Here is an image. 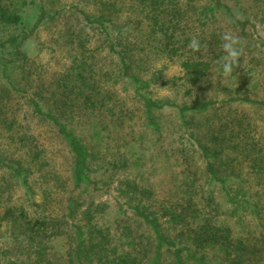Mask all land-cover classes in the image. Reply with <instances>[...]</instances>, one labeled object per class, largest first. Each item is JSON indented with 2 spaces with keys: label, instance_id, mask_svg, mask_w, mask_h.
Returning a JSON list of instances; mask_svg holds the SVG:
<instances>
[{
  "label": "trees",
  "instance_id": "trees-1",
  "mask_svg": "<svg viewBox=\"0 0 264 264\" xmlns=\"http://www.w3.org/2000/svg\"><path fill=\"white\" fill-rule=\"evenodd\" d=\"M130 1L141 9L133 17L137 21L135 28L161 55L179 60L184 71L182 79L191 85L188 92L199 86L202 91L219 89L225 96H198L190 104L153 98L148 90L159 79L154 74L144 78L145 70L134 57L135 43L127 42L119 49L112 16L95 17L110 40V51L117 54L122 78L134 87L135 95L143 102L146 126L163 136L164 126L157 113L164 107H176L181 126L190 133L189 147L172 144L167 148L158 140L151 151L184 166L176 178L180 179L178 186L157 197L158 191L144 168L141 154L147 146L127 130L132 117L116 109L112 102L114 94L104 92L92 67L76 59L64 76L67 88L63 93L73 94V100L87 108H105V124L97 133L103 138L105 132L109 133L120 152H130L127 158L107 161L105 170L115 171L124 166L126 169L130 159L136 173L122 182L119 191L124 201L117 200L112 214L105 216L106 206L96 203L93 196L86 204L82 193L89 186L98 187V180L92 176L93 162L106 160L107 155H96L99 152L90 148L83 132L70 127L60 114L46 109L37 93L30 96L34 112L52 122L72 153L73 184L66 197L68 212L62 215L60 209L34 200L31 165L25 166L21 158L7 161L0 156L1 168L9 170L12 179L26 186L34 206L29 211L28 206L20 203L2 210L0 201V264H264V140L246 111L228 116L218 113L235 103L264 109V39L254 46L242 37L249 24L264 31V0H123V4ZM119 4L109 0L106 6L111 12ZM12 5L0 0V22L24 25L26 18L21 8ZM80 11L86 19L94 20ZM123 33L130 36L128 31ZM225 34L238 37L237 47L242 51L239 66H234L228 77L222 75ZM260 35L264 37V33ZM18 38L16 34L6 41L14 44ZM193 40L199 42L198 51L189 47ZM9 64V60L4 61L6 67ZM29 144L31 149L37 147ZM193 149L206 161L205 187L189 166ZM32 150L31 161L36 162L41 151ZM243 163L249 168L248 180L259 184L261 191L256 192V200H250L252 194L243 192L244 177L236 169L237 164L241 167ZM218 186L230 205L226 217L222 213L209 214V207L217 201L212 192ZM242 193L245 196L241 197ZM243 212L254 219L242 223L237 217ZM77 215L79 222L75 221ZM231 218L242 227L237 228Z\"/></svg>",
  "mask_w": 264,
  "mask_h": 264
},
{
  "label": "rangeland",
  "instance_id": "rangeland-1",
  "mask_svg": "<svg viewBox=\"0 0 264 264\" xmlns=\"http://www.w3.org/2000/svg\"><path fill=\"white\" fill-rule=\"evenodd\" d=\"M1 1L3 4H13L12 7L21 8L26 21L20 26L0 22V156L7 161L21 158L25 166H32L34 174L30 183L35 190L34 200L39 204H47L50 208L60 209L59 213L65 215L68 212L65 207L66 197L73 184L72 153L52 122L34 112L29 97L35 93L46 109L60 114L70 127L80 133L83 132L90 148L99 152L96 155L106 154L108 157L106 160L93 162L92 176L98 180V187L89 186V190L82 193L86 204L93 196L96 203L103 202L106 206L107 211L103 213L105 216L112 214L117 200L124 201L119 191L122 182L136 173L130 159H127L129 167L126 169L124 166L115 171L105 170L107 161L114 157L127 158L130 155V152L125 150L120 152L116 141L109 133L105 132L106 138L97 133L105 124L106 119L102 114L105 108L101 110L87 108L80 101L75 102L73 94L63 93L67 88L64 76L76 59L84 60L88 67H92L93 74L102 84L106 94L109 92L114 94L112 102L116 104V109L125 111L132 117L127 130L147 146V150L141 154L144 157V168L151 175L153 186L158 191L157 197L160 198L169 189H176L180 180L176 178L184 166L177 165L173 159L165 156L158 157L151 151L153 144L158 143V140H162L164 147L167 148L172 144L189 147L190 133L181 126L176 107H164L157 113L164 126L163 136L159 137L146 126L143 102L135 95L134 87L122 78L117 54L110 51V40L105 30L97 25L95 17L101 14L112 16V26L116 29L115 40L119 49L127 42L135 43L136 63L145 70L142 71V75L147 78L154 74L159 79V82L152 83L148 90L153 98L190 104L198 96L221 99L225 96L224 92H220L219 89L202 91L199 86L192 87V91L188 92L187 88L191 85L182 79L184 71L179 60L161 55L148 43L143 32L135 28L137 21L133 17H137L141 9L137 4H132V1L123 4V0H116L120 4L117 9H111V12L106 6L109 0ZM80 10L85 11L94 20L86 19ZM123 31H128L130 36L127 37L124 33L122 35ZM260 33H264L261 27L257 26L255 30L249 24L246 34H242V37L244 41L255 46L264 39ZM16 34L19 38L14 44L6 41ZM5 60H9V67L4 65ZM162 81H166L167 84L164 85ZM68 84L70 89L73 88L70 83ZM242 111L248 113L249 119L264 140L263 108L235 103L224 106L218 113L228 116ZM30 142L34 146L37 144V147L32 149L37 148L41 151V157L37 158L36 162L31 161L33 150ZM190 156L189 166L201 178L205 187L206 161L194 149L190 150ZM236 169L244 177L243 192L252 194L250 200L258 199L256 192L261 190L257 182L253 179L248 180L250 176L247 164L243 163L241 167L237 164ZM219 188L216 187L212 192L217 201L209 207V214L222 213L226 217L230 213V205ZM243 196L245 195L242 193L241 197ZM0 201L2 210L20 203L28 206L29 211L34 208L30 203L26 186L18 184L11 178L9 170L1 166ZM67 218L72 220L70 217ZM78 218L80 217L77 215L75 221L79 222ZM237 218L244 224L254 219L247 212L241 213ZM231 220L236 222L234 218ZM235 225L237 228L242 227L241 223L238 225L236 222Z\"/></svg>",
  "mask_w": 264,
  "mask_h": 264
},
{
  "label": "clouds",
  "instance_id": "clouds-1",
  "mask_svg": "<svg viewBox=\"0 0 264 264\" xmlns=\"http://www.w3.org/2000/svg\"><path fill=\"white\" fill-rule=\"evenodd\" d=\"M222 39L225 41L222 45L225 52V55L222 57V75L228 77L232 73L234 66H239L238 59L242 56V51L237 47L240 43L238 37L225 34ZM189 47L193 51H198L200 45L198 41L193 40Z\"/></svg>",
  "mask_w": 264,
  "mask_h": 264
}]
</instances>
